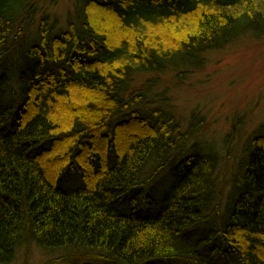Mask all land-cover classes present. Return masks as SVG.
<instances>
[{"label": "trees", "instance_id": "1", "mask_svg": "<svg viewBox=\"0 0 264 264\" xmlns=\"http://www.w3.org/2000/svg\"><path fill=\"white\" fill-rule=\"evenodd\" d=\"M39 6L0 0V84L17 48L25 67L0 105V264L28 245L48 264H264V124L221 206L213 157L138 111L148 86L124 95L264 25V0H76L63 31H32Z\"/></svg>", "mask_w": 264, "mask_h": 264}, {"label": "rangeland", "instance_id": "2", "mask_svg": "<svg viewBox=\"0 0 264 264\" xmlns=\"http://www.w3.org/2000/svg\"><path fill=\"white\" fill-rule=\"evenodd\" d=\"M37 1L41 9L32 31L42 16H47L49 23L55 22V27L63 31L76 0ZM21 50L17 48L1 65L7 83L2 80L5 85L0 84V105L10 101V88L16 87L8 83L17 75L8 67H17L20 73L25 70L18 59ZM134 79L124 94L125 99L145 84L148 87L144 94H148L139 102L138 111L144 114L160 108L171 114L179 129L190 135L183 153H190L194 147L212 155L217 186L221 189V206H225L234 175L247 156L246 146L264 124V25L254 27L221 49L204 53L199 65L182 69L180 73L167 71L164 75L147 74ZM14 99L19 102V97ZM78 179L75 171L68 172L61 178V189L79 188ZM220 211L224 208L220 207ZM11 264H48V260L37 247L28 245Z\"/></svg>", "mask_w": 264, "mask_h": 264}, {"label": "bare ground", "instance_id": "3", "mask_svg": "<svg viewBox=\"0 0 264 264\" xmlns=\"http://www.w3.org/2000/svg\"><path fill=\"white\" fill-rule=\"evenodd\" d=\"M119 122V120H117L116 122H114L113 124H117ZM193 153H195V152H193ZM192 153V154H193ZM207 155H209V156H212V155H210V153H208ZM182 160H179V162H181ZM70 171H75V172H77L75 169H69L66 173H64L60 178H62L63 176H65L68 172H70ZM80 188V187H79ZM79 188H77V189H79ZM77 189H74V190H77ZM167 192V191H166ZM169 193V192H168ZM157 196H158V194H157ZM157 198V197H156ZM66 251V253L69 255V254H71V253H73L71 250H65ZM74 251V250H73ZM45 256V255H44ZM46 257V256H45ZM47 258V260L49 259L48 257H46ZM69 262L70 261H65V262H60V263H57V264H69ZM74 264V263H73ZM172 264H177L176 262H174V263H172Z\"/></svg>", "mask_w": 264, "mask_h": 264}]
</instances>
